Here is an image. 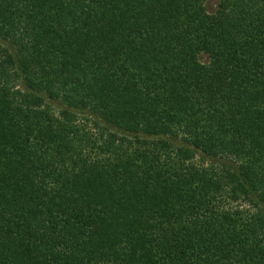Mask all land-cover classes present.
<instances>
[{"label":"trees","instance_id":"trees-1","mask_svg":"<svg viewBox=\"0 0 264 264\" xmlns=\"http://www.w3.org/2000/svg\"><path fill=\"white\" fill-rule=\"evenodd\" d=\"M205 1L0 0V264H264V0Z\"/></svg>","mask_w":264,"mask_h":264},{"label":"rangeland","instance_id":"rangeland-1","mask_svg":"<svg viewBox=\"0 0 264 264\" xmlns=\"http://www.w3.org/2000/svg\"><path fill=\"white\" fill-rule=\"evenodd\" d=\"M217 4H218L217 0H206L205 1V7L207 8L208 11H213L217 7ZM201 59L204 61L206 57L202 55Z\"/></svg>","mask_w":264,"mask_h":264}]
</instances>
